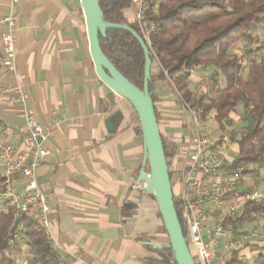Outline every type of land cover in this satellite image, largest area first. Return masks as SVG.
Here are the masks:
<instances>
[{"label":"crops","instance_id":"obj_1","mask_svg":"<svg viewBox=\"0 0 264 264\" xmlns=\"http://www.w3.org/2000/svg\"><path fill=\"white\" fill-rule=\"evenodd\" d=\"M9 4L0 0V19ZM135 9L128 19H135ZM16 14V71L0 67V134L14 130L13 146L24 147L22 99L50 130L51 161L37 176L49 198L52 241L62 264H159L166 256L160 245L169 236L158 205L132 189L144 159L141 128L131 104L96 74L80 0H21ZM156 79L160 131L174 149L172 174L190 152L188 118L181 94L169 80ZM115 111L122 119L113 124ZM237 151L234 144L230 163ZM252 182L245 179L244 188ZM172 184L179 195L182 186Z\"/></svg>","mask_w":264,"mask_h":264},{"label":"trees","instance_id":"obj_2","mask_svg":"<svg viewBox=\"0 0 264 264\" xmlns=\"http://www.w3.org/2000/svg\"><path fill=\"white\" fill-rule=\"evenodd\" d=\"M99 1L105 22L126 25L141 36L136 20L126 16L135 8V0ZM145 1V18L154 28L151 44L147 46L152 60L149 92L152 93L155 110L159 100L155 91L156 76L158 80H169L184 99L200 105L205 120L213 115L222 130L225 129V122L238 113L241 106L244 125L240 131H231V136H228L236 141L238 147L236 159L228 170L244 167L246 175L256 169H264V54L257 57L264 48V40L260 41L256 33L259 26H264V0ZM240 44H245L246 52L250 54L246 63L245 58L233 52ZM256 44H259L257 49ZM100 45L112 65L143 90L146 56L136 36L128 30L109 29L104 36H100ZM193 68L211 70L207 99L192 97L190 70ZM110 119L115 124L122 119V115L115 111ZM157 119L159 123L158 115ZM139 132L142 134V131ZM161 136L170 170L174 149ZM170 175L172 179L171 172ZM173 193L175 208L187 239L182 204L174 188ZM5 209L6 213L0 214V264H19L17 257L25 252V248L28 249L25 264H62L52 241L40 225L24 216L14 221V209L8 206ZM159 216L162 219L160 213ZM262 219L264 197L259 203L245 201L237 216L225 217L223 227L238 231ZM189 249L191 251L190 246ZM244 250L234 251L229 264H264V247L252 261L241 259ZM162 253L166 256L159 264H177L171 249H164Z\"/></svg>","mask_w":264,"mask_h":264},{"label":"built area","instance_id":"obj_3","mask_svg":"<svg viewBox=\"0 0 264 264\" xmlns=\"http://www.w3.org/2000/svg\"><path fill=\"white\" fill-rule=\"evenodd\" d=\"M20 1L10 0L9 11L0 19V67L11 72L16 71V8ZM135 8L140 34L150 45L154 28L145 18L146 1L135 0ZM198 70L191 69L190 78L196 77ZM165 75L168 77L167 72ZM22 92L19 88L18 93ZM192 101L184 100L182 108L188 118L185 122L190 130V152L182 168L172 173V179L182 186L178 200L182 204L187 242L195 263L229 264L234 251L261 241L262 231L259 226L234 231L223 227V221L227 215L237 216L245 201L261 202L264 185L261 187L252 182L245 189L244 167L228 170L234 162H229V151L236 141L225 135L221 139L210 138L204 110ZM25 102L22 99L26 129L24 147L18 150L13 146L11 137L14 130L7 128L0 134V214L6 213V206L13 208L14 221L22 216L29 218L40 225L52 241L49 198L41 189L37 176L38 168L51 161L52 153L47 146L50 130L36 119L32 110L25 107ZM145 185L144 181L136 182L133 192L146 194ZM225 208L226 216L222 215ZM53 248L58 251L54 243ZM240 257L244 259V252Z\"/></svg>","mask_w":264,"mask_h":264},{"label":"water","instance_id":"obj_4","mask_svg":"<svg viewBox=\"0 0 264 264\" xmlns=\"http://www.w3.org/2000/svg\"><path fill=\"white\" fill-rule=\"evenodd\" d=\"M80 2L96 74L115 94L131 104L139 119L144 145V159L139 181L145 182V193L154 197L162 216L164 228L169 236V243L160 246L162 249L172 250L177 264H196L175 208L170 170L152 93L149 92L152 67L151 52L144 39L132 28L105 22L99 0H80ZM109 29L128 30L141 43L146 56L143 90L124 77L104 54L100 45V36H104ZM147 166L148 171H146Z\"/></svg>","mask_w":264,"mask_h":264},{"label":"rangeland","instance_id":"obj_5","mask_svg":"<svg viewBox=\"0 0 264 264\" xmlns=\"http://www.w3.org/2000/svg\"><path fill=\"white\" fill-rule=\"evenodd\" d=\"M135 11H136V9H135ZM134 15H135V20H136V12ZM256 33L259 36L260 41H263L264 40V26H259ZM258 47H259V44H256L255 49H257ZM246 48L247 47L245 46V44L244 45L240 44L233 49V52L236 55H238L239 57L245 58V61H244L245 63L250 58V54L248 52H246ZM261 54H264V48L259 52L257 57H259ZM199 70L197 71L196 77H191L192 97H193V99L198 98V97H200V98L204 97L205 99H207L208 95L210 93V77H209V75H210L211 70L210 69L202 70V71H199ZM169 83L171 84V82H169ZM197 87H199V88H197ZM174 90L180 95V93L175 88H174ZM180 96H182V95H180ZM183 100H186V99L183 98ZM242 113H243V110H242V107L240 106L238 108V113L233 114L230 117V119H228L225 122V129L224 130L220 129V127L218 125L219 123L214 119L213 115L209 116L208 119L205 120V126L208 129V132H207L208 136L210 138L214 137V139H215L216 137H218L219 135H222V134H224L225 136H231V131H240L244 125V119H243ZM244 176H245V179L253 180V182L255 184H257L258 186L262 187L264 185V169H262V170L256 169V171H252L251 174H246V175L244 174ZM257 222H263V220H260V221L258 220ZM257 222H256V224L253 223L251 225H247L248 227H250V226L252 227L253 225H255L256 227L259 226L260 231H262L261 241H259L258 243H255L254 245L244 247V249H245L244 250V259L250 260V261H252L254 259V257H256L257 254L262 251V248L264 247V222L260 225ZM27 251H28V249L26 250V248H25V252L18 255L17 258L20 262L19 264H25L26 257L28 255Z\"/></svg>","mask_w":264,"mask_h":264}]
</instances>
